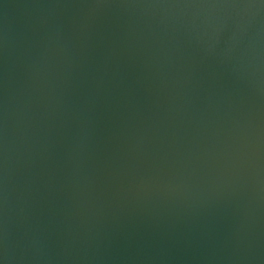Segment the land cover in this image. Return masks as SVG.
<instances>
[{
	"label": "water",
	"instance_id": "water-1",
	"mask_svg": "<svg viewBox=\"0 0 264 264\" xmlns=\"http://www.w3.org/2000/svg\"><path fill=\"white\" fill-rule=\"evenodd\" d=\"M0 264H264V2L0 0Z\"/></svg>",
	"mask_w": 264,
	"mask_h": 264
},
{
	"label": "snow or ice",
	"instance_id": "snow-or-ice-1",
	"mask_svg": "<svg viewBox=\"0 0 264 264\" xmlns=\"http://www.w3.org/2000/svg\"><path fill=\"white\" fill-rule=\"evenodd\" d=\"M262 2H264V0H262Z\"/></svg>",
	"mask_w": 264,
	"mask_h": 264
}]
</instances>
